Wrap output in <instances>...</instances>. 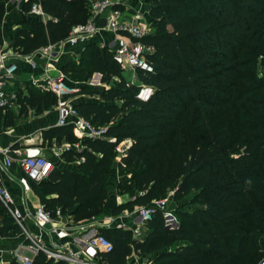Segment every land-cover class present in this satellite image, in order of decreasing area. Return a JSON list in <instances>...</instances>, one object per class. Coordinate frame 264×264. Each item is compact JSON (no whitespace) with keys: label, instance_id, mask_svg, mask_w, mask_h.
<instances>
[{"label":"trees","instance_id":"obj_1","mask_svg":"<svg viewBox=\"0 0 264 264\" xmlns=\"http://www.w3.org/2000/svg\"><path fill=\"white\" fill-rule=\"evenodd\" d=\"M7 1L0 0V43ZM90 1L27 0L24 9L36 3L49 19L26 22L13 48L28 54L64 39L86 22ZM146 2L151 31L141 41L153 48L152 71L137 76L151 94L137 99L139 87L122 77L112 54L88 44L78 63L61 70L80 84L101 74L108 86L81 85L78 94L97 99H80L74 108L105 127V135L78 140L71 125L46 130L49 144L79 141L82 149H66L61 158L83 161L74 169L56 165L35 191L47 211L72 223L170 195L176 228H165L158 211L140 237L116 227L100 230L113 246L101 254L107 264H125L132 254L155 255L151 264H258L264 257V0ZM12 89L20 115L56 105L55 95L29 84ZM16 120L0 107V129ZM127 140L117 159V146ZM115 170L130 174L116 186L120 194L136 195L108 205ZM18 233L0 205V237ZM31 264L63 263L38 253Z\"/></svg>","mask_w":264,"mask_h":264},{"label":"built area","instance_id":"obj_2","mask_svg":"<svg viewBox=\"0 0 264 264\" xmlns=\"http://www.w3.org/2000/svg\"><path fill=\"white\" fill-rule=\"evenodd\" d=\"M139 1V0H138ZM126 0H91L89 4V17L85 23L73 26L67 36L55 44H49L37 49L41 56L55 59L58 52L55 47H62L66 44L83 43L96 34L100 29L109 31L114 36L112 58L122 69H131L134 72H151L152 67L148 58L153 54L152 46L143 43L142 38L148 33L144 13L139 8L129 19H121L118 7L124 6ZM117 7V8H114ZM31 12L36 15H43L38 4L31 5ZM109 12L105 17L103 28L96 26V19ZM21 59L30 62L32 55H23L4 51L0 47V107L16 111L17 96L12 89L13 79L17 70V65L13 60ZM33 66V64H32ZM264 71V68H263ZM62 76L46 77L40 83V87L56 97V108L58 111L57 126L71 125L74 136L81 140L83 138L102 139L105 135V127L95 126L89 120L80 116L78 111L70 104L68 97L77 92V88L68 84ZM151 94V88L141 84L136 94V98L146 100ZM114 141V138L109 139ZM129 141L117 146V156L119 159L122 152L129 146ZM74 147L82 149L79 144H67L64 148L54 146L50 153L59 156L63 150ZM15 159L4 158L0 161V171L7 169L13 162L23 173L19 177L18 183L24 192L31 188L32 183H40L47 179L54 170L52 159L46 157L39 147L28 146L21 150H15ZM83 161V158H80ZM0 205L5 209L13 222L18 226V237L21 243L12 251L11 260L19 264H31L34 257L41 253L46 259L61 261L63 264H107L102 260L101 254L110 253L113 249L112 243L101 233L97 225L89 227L93 232L88 233L82 227L70 228L67 220L62 214L57 212L53 216L40 203L34 208H28L23 201L16 202L9 190L0 182ZM162 214L163 226L167 229H174L178 226L179 220L172 209L168 207L166 198L157 199L147 206H138L131 213L136 217L137 225L133 228H125L120 217L115 218L118 223L113 227L118 229H128L133 237H140L147 230L148 223L152 221L156 212ZM33 226L42 228L52 237L48 244L43 242L33 231ZM103 229L110 228L111 225H102ZM135 255V254H132ZM137 256V255H136ZM141 257V256H138ZM0 255V264H3ZM127 264H151V262L130 261ZM258 264H264V257Z\"/></svg>","mask_w":264,"mask_h":264},{"label":"crops","instance_id":"obj_3","mask_svg":"<svg viewBox=\"0 0 264 264\" xmlns=\"http://www.w3.org/2000/svg\"><path fill=\"white\" fill-rule=\"evenodd\" d=\"M130 0H126L124 6L118 7L121 19H129L131 15L138 9V5L136 8H132L131 5L128 4ZM27 0H8L4 4V16L1 23V43L0 47L4 51H10L11 53H19L23 55H32V60L30 62H24L21 59L13 60L17 65V70L14 75L13 84H11L12 88H17L19 86H23L24 84H29L40 91H45L43 88L40 87V83H42L43 79L46 77H56L62 76L65 77V81L68 84H73L74 87L77 88V92L68 97L70 104L74 107V105L80 99H97L94 97H89L87 95L78 94L79 88L81 85L85 86L86 88H106L108 85L101 82V74L99 72H95L92 74L91 78L86 83H75L66 77V75L62 72V67L70 62H79L80 56L88 44H95L99 49H105L108 53H111L113 49V41L114 36L107 30L100 29L96 34L90 37L87 41L83 43H76L73 45L66 44L62 47H55L54 50L58 52V56L55 59H50L41 56L37 53V49L32 51L31 53L24 54L19 49L13 48V39L15 33L22 27L26 26V22L28 21H41L45 23L49 17L45 14L43 15H36L31 12V7L28 9H24L25 3ZM109 12L98 17L95 21L96 26L103 28L102 26L105 23V17L108 15ZM124 17V18H123ZM148 18V14L146 15ZM33 64V66H32ZM122 77L128 82V84H133L136 86H140L139 80L136 79L137 73H135L131 69H121ZM117 80V78H114ZM14 117L21 120V125L16 124L14 126L8 128H1L0 131L4 132L5 134L2 136L0 133V161L6 157L15 159V150H21L28 146L39 147L42 149L44 155L50 159H52L55 166H63V167H70L74 169L80 159L75 160L74 162H67L61 158V154L57 157H53L50 153V150L54 146L64 148L65 145L70 144L73 145L74 143H68L66 141H61V144H57L54 140H51L50 144L43 138V133L53 126H57L58 120V111L56 105H54L51 109L44 111L40 114H35L33 110H28L26 114H19V107L16 111H13ZM20 125V126H18ZM6 129V130H4ZM37 135V136H36ZM79 142V141H77ZM43 143H47L43 146ZM80 144V142H79ZM74 148V147H72ZM75 149V148H74ZM22 172L18 168L16 162H12V164L4 170L0 171V182L9 190L13 198L16 202L23 201L28 208H34L38 204L41 203L40 195L35 191V187L33 185H38L40 183H32L31 188L29 191L24 192L20 184L18 183V179L22 176ZM116 174V175H115ZM118 170H115L112 176H116L117 178ZM118 185L116 181L115 186ZM116 189V188H115ZM117 190V189H116ZM114 190V191H116ZM136 193H130L129 198L120 199V197L116 198V203L120 204L125 201H128L134 198ZM125 199V201H123ZM121 200V201H120ZM138 206H132L123 210V212L118 215L116 218L120 217L118 222H121L125 225V228H133L137 225L136 217L133 216L131 213L134 209ZM64 218L67 220V226L70 228H76L78 225H82V222L72 223L71 220H68L66 216L63 215ZM91 221V220H88ZM118 223L117 220L114 218L113 220H109L106 224ZM90 228L93 225L89 226ZM97 228L101 227L104 228L102 225L95 226ZM90 228H88L90 230ZM123 228V230H126ZM100 229V230H101ZM127 229V230H128ZM34 233L39 236V238L49 245L52 241V237L49 236L44 229L34 227ZM93 232V230H91ZM21 238L18 236L12 238H1L0 237V255L3 260V264L9 263L11 260V253L12 251L21 243ZM150 256H141L138 257L136 255H131L127 258L126 263L129 261L130 263L135 259L138 262L145 263L148 261Z\"/></svg>","mask_w":264,"mask_h":264},{"label":"rangeland","instance_id":"obj_4","mask_svg":"<svg viewBox=\"0 0 264 264\" xmlns=\"http://www.w3.org/2000/svg\"><path fill=\"white\" fill-rule=\"evenodd\" d=\"M128 4L131 5L132 8H136V6L138 5V8L143 11L144 17H145V22H146L147 27H148V32H150L151 29L149 27V19L146 18V15L149 13V5H147L146 0H139V1L138 0H130L128 2ZM135 73H137V72H135ZM136 79L139 80L138 76H136ZM140 83H142V82H140ZM20 123H21L20 119L16 120V124H20ZM20 125H18V126H20ZM4 130H6V129H4ZM0 133H1L2 136L5 134L2 131H0ZM46 144L47 143H43V146L46 145ZM75 144H79V142L76 141ZM129 177H130L129 172L125 171L123 173L118 172L117 178H116V176H113L111 178V182H110L111 186L108 188V190L110 191V197H109V200H108V205L112 204V203L118 205V203H116V198L117 197H120V199L126 198V200L129 198V196H130L129 192H126L124 194H120V192L115 189L116 188V186H115L116 181L119 184V183H121L122 180L128 179ZM114 190H116V191H114ZM164 198H166L169 201V203H168L169 207H171V206L173 207L174 206L173 201L170 199V195H167ZM123 201H125V199ZM123 210H125V209H122L119 212H114L113 213L112 211H110L109 208H106L105 213H104L103 216L96 217L93 220L92 219H88V220H91V221L85 220V221L82 222V225H78L77 227H79V228L82 227L85 231H88V233H90L91 231H89V229H88L90 225H106V223L109 220H113L114 218H116L118 215H120L123 212ZM107 225H111L110 228H113L114 223L110 222ZM155 258H156V256L152 255V256L149 257L148 261L152 263Z\"/></svg>","mask_w":264,"mask_h":264},{"label":"water","instance_id":"obj_5","mask_svg":"<svg viewBox=\"0 0 264 264\" xmlns=\"http://www.w3.org/2000/svg\"><path fill=\"white\" fill-rule=\"evenodd\" d=\"M101 229V227H99L97 230H100Z\"/></svg>","mask_w":264,"mask_h":264}]
</instances>
